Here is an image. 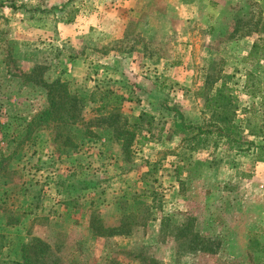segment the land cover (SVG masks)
<instances>
[{
	"label": "rangeland",
	"instance_id": "rangeland-1",
	"mask_svg": "<svg viewBox=\"0 0 264 264\" xmlns=\"http://www.w3.org/2000/svg\"><path fill=\"white\" fill-rule=\"evenodd\" d=\"M263 24L264 0H0V261L35 236L59 264H264ZM55 79L83 101L76 146L37 117ZM222 81L237 140L187 139ZM101 90L129 142L95 120ZM146 206L132 234L92 235L91 216ZM194 232L215 250H191Z\"/></svg>",
	"mask_w": 264,
	"mask_h": 264
},
{
	"label": "trees",
	"instance_id": "trees-1",
	"mask_svg": "<svg viewBox=\"0 0 264 264\" xmlns=\"http://www.w3.org/2000/svg\"><path fill=\"white\" fill-rule=\"evenodd\" d=\"M256 28V27H255ZM261 29H264V24ZM261 53L259 58L264 60V47L261 48L258 42L252 45L249 55L253 53ZM39 85L46 89L47 95V107L40 113L38 118L42 121L50 123L52 130L55 131V136L53 141H59V145L64 146H76L71 140L72 135L70 130L65 126H70L76 123L82 117L83 101L82 99L73 92L67 81L61 79H55L51 82L40 80ZM100 85L96 86L98 90ZM101 105L100 116L95 118L96 121L101 122L108 128L116 129V127L124 126L122 131L117 132L116 139L121 140L122 134L128 136L130 131L127 127V121L121 119L123 124H116V122L121 118L119 108L116 105L120 100V96L116 93L105 92L101 90ZM99 99V100H100ZM95 98L90 99L94 102ZM205 108L211 110L210 127L207 125L206 128L195 126L192 124L182 126L183 128L195 130L196 133L189 136L187 139H204L210 133H216L217 136H225L228 140L236 141L237 139L233 137L236 133V128L230 123V119L235 115L236 104L233 95L230 93V88L226 86V82L222 81L218 86L214 88L212 94H208L205 98L204 103ZM140 117L137 116V120ZM223 124V125H222ZM64 131V132H62ZM132 135L128 138L122 137L124 142H129ZM196 141L195 143H198ZM64 152V150H63ZM149 195L145 194L144 191L141 195L136 196V199H149ZM144 212H139L137 209L130 211L128 213L121 214L116 217L113 224H107L104 220L91 216L89 228L92 235L101 237H112L116 235H130L134 232L135 227L139 225H144L150 217V210L146 206ZM18 220L7 221L6 224H16ZM161 233L165 236L168 234V227L170 226L169 217L165 216L161 218ZM165 229V230H164ZM170 232V231H169ZM211 239L201 236L197 232L189 239V245L191 250H201V251H211L215 250L214 246L211 247ZM149 262L155 263L153 259H149ZM0 264H59L57 259L54 258L51 246L39 237L31 236L26 241L22 242L18 249V259H8L0 261Z\"/></svg>",
	"mask_w": 264,
	"mask_h": 264
},
{
	"label": "crops",
	"instance_id": "crops-1",
	"mask_svg": "<svg viewBox=\"0 0 264 264\" xmlns=\"http://www.w3.org/2000/svg\"><path fill=\"white\" fill-rule=\"evenodd\" d=\"M75 65V64H74Z\"/></svg>",
	"mask_w": 264,
	"mask_h": 264
}]
</instances>
